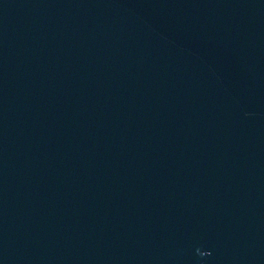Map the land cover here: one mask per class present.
I'll list each match as a JSON object with an SVG mask.
<instances>
[{"label":"water","instance_id":"obj_1","mask_svg":"<svg viewBox=\"0 0 264 264\" xmlns=\"http://www.w3.org/2000/svg\"><path fill=\"white\" fill-rule=\"evenodd\" d=\"M0 264H264V0H0Z\"/></svg>","mask_w":264,"mask_h":264}]
</instances>
